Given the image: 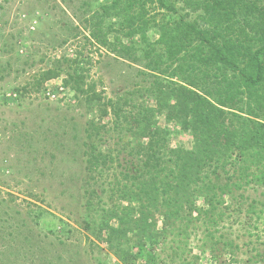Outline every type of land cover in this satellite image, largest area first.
<instances>
[{"label": "trees", "instance_id": "1", "mask_svg": "<svg viewBox=\"0 0 264 264\" xmlns=\"http://www.w3.org/2000/svg\"><path fill=\"white\" fill-rule=\"evenodd\" d=\"M179 2L192 13L158 25L153 12L180 15ZM112 10L126 16L128 43L119 37L111 41V31L96 25L89 44L93 40L129 56L138 35L146 44L142 52L149 70L164 79L131 98L103 99L97 84L87 82L84 59L75 55L52 61L12 93L18 101L32 93L44 95L49 83L61 79L64 88L99 113L98 123L88 122L83 141V161L91 171L113 161L112 150L103 154L97 144L108 132L102 121L113 117L123 134L118 153L138 158L122 173L117 200L100 218L99 239L121 264H197L206 253L212 264H233L225 257L233 258L240 246L226 224L264 214V0H112L100 7L101 20ZM152 24L159 37L150 43ZM34 62L25 58L27 66ZM140 98L145 100L135 103ZM159 118L166 127L159 126ZM170 124L192 137L191 149L169 147L176 132ZM127 135L131 140L125 143ZM198 228L201 245L191 256L189 240ZM160 245L166 247L160 250ZM253 250L254 264L264 261V254Z\"/></svg>", "mask_w": 264, "mask_h": 264}, {"label": "rangeland", "instance_id": "2", "mask_svg": "<svg viewBox=\"0 0 264 264\" xmlns=\"http://www.w3.org/2000/svg\"><path fill=\"white\" fill-rule=\"evenodd\" d=\"M111 3L112 0H0V68L5 67L0 74V264H121L99 239L100 218L102 210L117 200L115 186L122 181V173L130 161L137 163L138 158L128 151L118 153V148L123 147L122 142L117 145L118 138L123 134L114 127L113 117L102 121L108 132L104 131L103 142L97 143L103 154L112 150L113 161L91 171L83 161V141L88 122L95 119L98 123L99 113L69 89L59 101H51L43 93H32L18 101L12 93L14 87L32 82L52 61L75 55L84 59L87 82L97 84L96 92L102 93L103 99L131 98V93L164 79L149 70L142 52L146 44L138 35L129 56L103 48L93 40L89 44L90 32L96 25L104 32L111 31V41L119 37L128 43L125 33L131 28L124 14L118 16V11L112 10L101 20L100 7ZM177 5L180 15L153 12L158 25L167 21L174 24L183 14L192 13L185 9L184 2ZM197 15L192 14V19ZM156 29L152 24L147 33L150 43L159 37ZM27 57L35 59L32 67L25 65ZM8 61L10 67L6 65ZM51 83L46 88H56L61 79ZM144 100L140 98L135 103ZM149 105L153 107L154 103ZM158 121L160 127L167 126L163 118ZM169 127L176 131L169 147L192 148L190 135L174 124ZM129 138H124L125 143ZM249 194L257 193L249 190ZM196 204L202 207V200L196 199ZM248 219L242 216L240 223L226 224L240 246L233 258L225 257L227 263L254 264L253 248L264 254V214L259 219ZM195 232L189 240L191 256L199 253L201 245L202 229ZM171 240V236L167 238L168 244ZM164 247L160 245L158 249ZM209 259L206 253L197 264ZM257 264L264 261L258 260Z\"/></svg>", "mask_w": 264, "mask_h": 264}, {"label": "built area", "instance_id": "3", "mask_svg": "<svg viewBox=\"0 0 264 264\" xmlns=\"http://www.w3.org/2000/svg\"><path fill=\"white\" fill-rule=\"evenodd\" d=\"M52 84V83H50ZM67 89L60 83L56 88L47 87L45 91V97L49 98L51 101H59L66 96ZM200 264H211L210 259L207 261H201Z\"/></svg>", "mask_w": 264, "mask_h": 264}]
</instances>
